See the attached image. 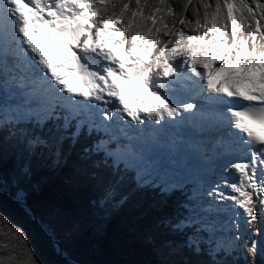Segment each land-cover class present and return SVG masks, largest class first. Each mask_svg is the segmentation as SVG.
<instances>
[{
    "label": "snow or ice",
    "instance_id": "obj_1",
    "mask_svg": "<svg viewBox=\"0 0 264 264\" xmlns=\"http://www.w3.org/2000/svg\"><path fill=\"white\" fill-rule=\"evenodd\" d=\"M65 168L58 264L147 191L151 264H264V0H0V191ZM0 264L42 262L12 227Z\"/></svg>",
    "mask_w": 264,
    "mask_h": 264
},
{
    "label": "trees",
    "instance_id": "obj_2",
    "mask_svg": "<svg viewBox=\"0 0 264 264\" xmlns=\"http://www.w3.org/2000/svg\"><path fill=\"white\" fill-rule=\"evenodd\" d=\"M82 142L79 141L71 149L70 163L75 159ZM68 171V168L59 172L47 169L39 171L36 177L41 181L39 190L29 191L26 199V205L39 224L13 199L14 190H7L8 194L0 191V216L5 218L0 221V229L7 233L12 227L20 228L27 245L42 264H58L61 258L55 253L40 222H47L58 229L65 219V210L72 209L87 195L82 189L64 182V175ZM154 201L153 193L147 191L112 215L105 222L102 235L89 232L75 242L61 241V244L68 247L72 258L80 264H127L130 261L151 264L155 258L142 239L140 225L156 214ZM3 239L7 242L9 237ZM18 252H22V249Z\"/></svg>",
    "mask_w": 264,
    "mask_h": 264
},
{
    "label": "water",
    "instance_id": "obj_3",
    "mask_svg": "<svg viewBox=\"0 0 264 264\" xmlns=\"http://www.w3.org/2000/svg\"><path fill=\"white\" fill-rule=\"evenodd\" d=\"M2 192H5L6 194H8V192H7V191H2ZM33 216L35 217V219L33 218ZM33 216H31V218H32L34 221H36V222L39 224V222H38V220H37L36 216H35V215H33ZM79 264H80V263H79Z\"/></svg>",
    "mask_w": 264,
    "mask_h": 264
},
{
    "label": "rangeland",
    "instance_id": "obj_4",
    "mask_svg": "<svg viewBox=\"0 0 264 264\" xmlns=\"http://www.w3.org/2000/svg\"><path fill=\"white\" fill-rule=\"evenodd\" d=\"M128 95L131 96V95H132V92L129 91ZM141 95H144V93H141ZM130 106H131V105H130Z\"/></svg>",
    "mask_w": 264,
    "mask_h": 264
},
{
    "label": "bare ground",
    "instance_id": "obj_5",
    "mask_svg": "<svg viewBox=\"0 0 264 264\" xmlns=\"http://www.w3.org/2000/svg\"><path fill=\"white\" fill-rule=\"evenodd\" d=\"M133 106V105H132Z\"/></svg>",
    "mask_w": 264,
    "mask_h": 264
}]
</instances>
